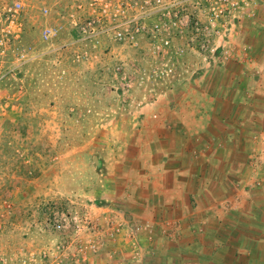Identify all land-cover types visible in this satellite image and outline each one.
Returning <instances> with one entry per match:
<instances>
[{
    "label": "rangeland",
    "instance_id": "obj_1",
    "mask_svg": "<svg viewBox=\"0 0 264 264\" xmlns=\"http://www.w3.org/2000/svg\"><path fill=\"white\" fill-rule=\"evenodd\" d=\"M22 1L25 24L16 44L38 57L0 80V257L9 264H34L32 254L44 261V252L61 264H181L180 259L210 264V257L214 264H264V204L255 197L261 179L210 192L203 177L194 183L197 164L190 163L183 189L187 203L170 204L159 188L175 187V175L162 180L164 169L147 154L146 136L162 132L169 115L163 101L180 78L152 76L161 65V56L150 51L153 40L170 39L167 59L184 48V64L209 68L224 47L234 56L241 35L237 23L246 14H225L220 24H199V31L195 24H159L157 31L155 14L149 24L153 39L146 33L137 46L105 36L96 47L85 41L62 47L80 36L69 24L75 4ZM43 6L50 9L46 16ZM185 13L193 20L209 18L203 6L185 4ZM225 19L230 23L222 24ZM45 25L60 28L53 44L42 40ZM206 26L213 29L210 35ZM206 39L209 46L203 49ZM13 61L5 54L0 72ZM184 64H177L178 74ZM255 154L248 158L253 172ZM242 188L244 195L237 191ZM182 212L193 221H186V237ZM207 229L212 236L203 239ZM169 244L183 248V255H175L179 261L170 263Z\"/></svg>",
    "mask_w": 264,
    "mask_h": 264
},
{
    "label": "crops",
    "instance_id": "obj_2",
    "mask_svg": "<svg viewBox=\"0 0 264 264\" xmlns=\"http://www.w3.org/2000/svg\"><path fill=\"white\" fill-rule=\"evenodd\" d=\"M255 13L253 17L249 12H242L246 15L237 23L241 35L232 59L224 61L217 56L209 68L199 63L189 66L182 62L186 67L181 66L183 70L175 88L167 92L170 97L163 101L169 115L162 120V132L150 134V137L145 135L151 143L147 146L148 157L162 166L166 178L175 175V178L171 176L175 187L161 184L159 188L166 190L164 197L170 204L183 206L187 203L183 189L188 181L190 172L186 169L190 163L197 164L192 170L194 183L203 177L210 192L217 188L229 190L236 183L246 180L252 183L257 178L264 183V2L255 7ZM152 130L150 133L155 129ZM254 152L257 156L255 172L249 170L248 164ZM161 154L170 160L165 161ZM192 157H196L195 160ZM236 174L239 180L234 182ZM165 177L162 180L167 181ZM174 188L176 197L172 196ZM243 188L237 189L241 195H244ZM258 192L261 194L255 197L264 204V184ZM178 217L186 237L190 231L187 222L192 220L184 212ZM224 220L229 221L226 217ZM201 235L203 239L212 236L210 229ZM167 247L170 263L174 259L179 261L175 255L180 251L183 255V248L173 244ZM200 257L204 259L203 254ZM213 260L216 262L210 257V264H214ZM180 262L183 264V260Z\"/></svg>",
    "mask_w": 264,
    "mask_h": 264
},
{
    "label": "built area",
    "instance_id": "obj_3",
    "mask_svg": "<svg viewBox=\"0 0 264 264\" xmlns=\"http://www.w3.org/2000/svg\"><path fill=\"white\" fill-rule=\"evenodd\" d=\"M77 0H68L75 9L70 14L69 24L79 30V38H74L69 42L62 44L66 46L76 42H87L90 46H98L103 38L110 37L121 42H128L133 46L140 44V36L150 33V38L154 29L150 27L152 18L158 14V22L155 23L157 31L162 29L159 24H172L177 28L183 27L184 24H195L196 30H200L199 24H220L219 18L225 14L232 12H249L255 13V7L264 2V0H87L86 3ZM205 2V3H204ZM155 3V4H154ZM185 4H192L196 8L207 10L209 18L202 21L200 18L191 19L185 13ZM25 4L22 0H13L10 2L0 3V67L2 66V57L11 53L14 57L13 63L6 72H0V80L6 74L19 70L31 60L38 57L29 47L16 44L21 38L25 24ZM43 15H47L50 9L47 6L41 8ZM225 19L222 24H229ZM212 26V27H213ZM205 30L212 33L208 26ZM60 35V28L57 25H45L41 30L42 40L47 44H53L54 40ZM208 39L202 43V48L209 46ZM153 48L151 54L161 56V65L152 70V76L160 78L179 77L177 64L181 62L186 55V50L180 48L175 53V58H166L167 49L170 50V39L162 37L153 40ZM222 59L224 61L233 58L229 47L222 50ZM201 55V53H200ZM55 227L63 228L62 223H55ZM94 247V245H93ZM60 248V247H58ZM79 250H83V246H79ZM34 264H61L53 259L49 254L44 252L38 260L32 254ZM49 257L50 262L47 259ZM0 264H9L7 258L0 257Z\"/></svg>",
    "mask_w": 264,
    "mask_h": 264
}]
</instances>
